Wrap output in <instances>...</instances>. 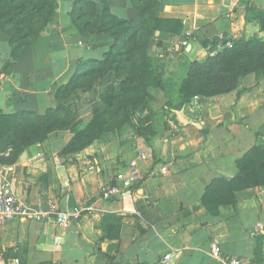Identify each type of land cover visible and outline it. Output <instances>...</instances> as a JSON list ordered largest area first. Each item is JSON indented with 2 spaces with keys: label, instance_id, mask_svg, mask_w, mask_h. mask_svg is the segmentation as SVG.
Wrapping results in <instances>:
<instances>
[{
  "label": "crops",
  "instance_id": "obj_1",
  "mask_svg": "<svg viewBox=\"0 0 264 264\" xmlns=\"http://www.w3.org/2000/svg\"><path fill=\"white\" fill-rule=\"evenodd\" d=\"M74 1L57 0L32 47L10 74L0 75L1 112L42 114L54 108L55 89L72 77L78 63L101 59L114 43L107 32L80 34L70 19ZM92 1L100 14V0ZM110 10L119 18L138 20L130 0H110ZM158 16L181 19L183 29L179 34L155 30L148 45L151 56L172 57L183 47L186 59L200 60L222 48L223 40L264 38V0H161ZM9 54L8 37L0 31V69ZM244 88L248 90L239 93ZM263 88V77L249 73L228 93L195 96L177 114L179 123L170 139L160 141L152 154L138 152L120 163L95 156L92 146L60 155L70 138L62 131L27 146L13 162L18 197L34 209L58 212L80 205L84 210L67 226H58L54 218L0 223L3 249L22 243L27 264H221L210 253L216 243L241 264H264L263 236L256 231L257 226L264 228V185L239 191L235 206L220 205L217 214L201 205L214 178L237 173L236 160L256 142L254 131L264 133ZM248 116L256 117L245 123ZM139 153L147 158H138ZM131 160L144 178L119 195L103 198L102 186L114 182ZM162 165L168 167L166 174L150 175Z\"/></svg>",
  "mask_w": 264,
  "mask_h": 264
},
{
  "label": "trees",
  "instance_id": "obj_2",
  "mask_svg": "<svg viewBox=\"0 0 264 264\" xmlns=\"http://www.w3.org/2000/svg\"><path fill=\"white\" fill-rule=\"evenodd\" d=\"M130 1L139 11L138 20L114 15L110 10V0H100V14H97V4L92 0L74 1L70 19L80 34L87 36L107 32L114 43L101 59H87L78 63L72 77L55 89L54 108L42 114L30 110L13 113L0 111V154L8 148L12 149L9 157L0 155V162L13 163L27 146L42 142L50 134L59 131H74L78 134V139L71 140L72 144L78 146L70 145L68 152L84 148L88 138L100 129L102 112L94 110V119L83 133L76 130L78 122H67L68 115L64 111L70 110L64 107L63 100L81 87V81L90 74L98 73L100 78L113 72L119 78L129 65L140 58L154 62V56L148 54V43L155 30L174 34L182 31L181 19L158 16L161 0ZM57 5V0H0V31L7 35L10 46V59L1 67L0 75L12 72L17 61L32 47L50 21ZM261 25L264 27V22ZM226 41H222V48L215 52L210 50L200 60L187 59L186 78L179 87L176 112L184 104L191 103L195 96H212L232 91L240 76L254 73L264 80V38L258 35L243 37L233 40L231 47L226 46ZM139 52L142 53L140 57ZM151 77L158 88H164L162 72L155 70ZM247 90L244 88L239 93ZM110 98V95L105 97L109 102ZM201 131L203 134L208 132L206 129ZM254 134L260 137L258 131H254ZM236 167L237 173L232 178L219 176L208 184L201 197V205L206 212L217 214L220 205L235 206L239 191L264 185V145L253 144L236 160ZM102 254L110 260V254Z\"/></svg>",
  "mask_w": 264,
  "mask_h": 264
},
{
  "label": "rangeland",
  "instance_id": "obj_3",
  "mask_svg": "<svg viewBox=\"0 0 264 264\" xmlns=\"http://www.w3.org/2000/svg\"><path fill=\"white\" fill-rule=\"evenodd\" d=\"M184 50L182 47L180 53L172 57L156 55L155 63L140 58L129 65L127 71L119 78L113 72L100 78L98 73L86 76L81 81L82 86L63 100L64 107L67 106L70 110L64 111L68 115L66 120L69 124L78 122L76 130L84 133L94 119V110H97L102 112L100 129L88 138L84 148L74 152L68 151L70 145L78 146L72 144L74 139H78V134L74 131H62L67 132L70 138L59 154H76L92 146L97 150L95 156L106 160L116 159L120 163L119 159L124 156L138 152L154 153V146L172 137L174 126L179 123L177 114L190 104H184L178 112L175 111L179 87L186 78L188 60ZM141 54L139 52L138 56ZM155 70L162 72L163 89L158 88L151 77ZM108 95L111 96L110 102L105 99ZM263 115L261 114L260 118ZM252 117L256 116L244 117L243 121L253 122ZM243 128L241 126V129ZM258 132L260 137L255 136L256 142L264 145V133L259 130ZM249 135L252 136L251 133ZM231 138H234L233 134ZM20 245L22 243L3 249L0 243V264H27V253Z\"/></svg>",
  "mask_w": 264,
  "mask_h": 264
},
{
  "label": "built area",
  "instance_id": "obj_4",
  "mask_svg": "<svg viewBox=\"0 0 264 264\" xmlns=\"http://www.w3.org/2000/svg\"><path fill=\"white\" fill-rule=\"evenodd\" d=\"M189 34H186V37ZM231 41H226V46L231 47ZM182 46L187 45L186 39L181 41ZM12 152L8 148L0 155L9 157ZM138 158L146 159L145 153H139ZM168 167L166 165L159 166L157 169H152L150 175H157L158 173L166 174ZM14 177V164L0 162V223L9 222L19 218H28L33 220H45L54 218V223L58 226H67L71 220H76L81 216L84 207L73 206L70 210L58 211L53 209H34L25 204L20 197L16 194L13 188ZM144 178L143 171L139 168L136 160H131L125 170H119L115 177L114 182L104 185L101 188V195L103 198H110L119 195L129 189L132 185L141 181ZM262 236L264 241V228L257 226L256 228ZM211 255L219 260L221 264H241L240 260L236 257L224 254L220 246L216 243L211 245ZM166 259L170 258V254L165 255Z\"/></svg>",
  "mask_w": 264,
  "mask_h": 264
},
{
  "label": "water",
  "instance_id": "obj_5",
  "mask_svg": "<svg viewBox=\"0 0 264 264\" xmlns=\"http://www.w3.org/2000/svg\"><path fill=\"white\" fill-rule=\"evenodd\" d=\"M178 118H179V120H180L182 123L187 124V120H185L184 118H182V116H181L180 114L178 115ZM197 127H200V125L197 124Z\"/></svg>",
  "mask_w": 264,
  "mask_h": 264
}]
</instances>
